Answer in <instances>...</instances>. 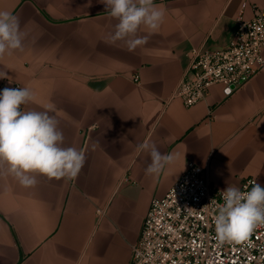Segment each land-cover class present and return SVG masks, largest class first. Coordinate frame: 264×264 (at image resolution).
I'll use <instances>...</instances> for the list:
<instances>
[{"label": "crops", "instance_id": "crops-1", "mask_svg": "<svg viewBox=\"0 0 264 264\" xmlns=\"http://www.w3.org/2000/svg\"><path fill=\"white\" fill-rule=\"evenodd\" d=\"M155 4L164 22L142 26L148 42L129 51L106 42L118 21L101 0H0L26 34L22 51L0 57V84L33 92L22 110L54 105L63 146L86 157L72 180L36 174L25 188L0 177V264H128L151 200L188 162L223 190L247 177L264 186V68L233 92L211 85L190 107L173 96L191 49L226 47L237 19L251 18L253 4L264 10V0ZM145 141L173 155L157 174H146Z\"/></svg>", "mask_w": 264, "mask_h": 264}, {"label": "built area", "instance_id": "built-area-1", "mask_svg": "<svg viewBox=\"0 0 264 264\" xmlns=\"http://www.w3.org/2000/svg\"><path fill=\"white\" fill-rule=\"evenodd\" d=\"M253 16L239 17L231 42L210 50L192 48L188 65L173 96L186 107L205 99L216 83L229 92L240 88L264 68V10L252 5ZM137 81L138 77L134 76ZM5 88H23L5 80ZM23 108V105H22ZM253 177L241 181L250 190ZM223 189L214 186L207 172L193 162L162 198H153L138 240L131 245L128 264H264V226L246 238L221 242L216 238L214 218L223 203Z\"/></svg>", "mask_w": 264, "mask_h": 264}, {"label": "clouds", "instance_id": "clouds-1", "mask_svg": "<svg viewBox=\"0 0 264 264\" xmlns=\"http://www.w3.org/2000/svg\"><path fill=\"white\" fill-rule=\"evenodd\" d=\"M109 15L118 21L109 34L107 43L123 41L129 51L148 42L147 36H138L140 28L157 30L165 19V10L155 0H101ZM25 33L20 20L8 10H0V57L23 50ZM6 74L0 73V78ZM34 99L27 88H5L0 91V177L12 176L25 187H34L36 174L49 180H72L85 164V153L75 147H64V134L59 121L50 112L22 110V105ZM147 151L151 163L146 174L159 173L173 162L172 154H163L155 144L145 141L139 145ZM223 203L218 206L214 218L216 238L231 242L246 238L256 227L264 226V186L252 182L248 191L228 186L222 194Z\"/></svg>", "mask_w": 264, "mask_h": 264}, {"label": "water", "instance_id": "water-1", "mask_svg": "<svg viewBox=\"0 0 264 264\" xmlns=\"http://www.w3.org/2000/svg\"><path fill=\"white\" fill-rule=\"evenodd\" d=\"M231 88H233V86L228 87L227 92H229L231 90Z\"/></svg>", "mask_w": 264, "mask_h": 264}]
</instances>
